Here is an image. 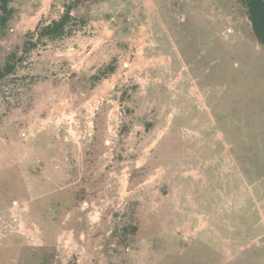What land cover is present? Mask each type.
<instances>
[{
    "label": "rangeland",
    "instance_id": "obj_1",
    "mask_svg": "<svg viewBox=\"0 0 264 264\" xmlns=\"http://www.w3.org/2000/svg\"><path fill=\"white\" fill-rule=\"evenodd\" d=\"M70 1H18L0 68ZM73 13L0 83V264H264V48L241 4Z\"/></svg>",
    "mask_w": 264,
    "mask_h": 264
},
{
    "label": "trees",
    "instance_id": "obj_2",
    "mask_svg": "<svg viewBox=\"0 0 264 264\" xmlns=\"http://www.w3.org/2000/svg\"><path fill=\"white\" fill-rule=\"evenodd\" d=\"M20 0H0V41L10 32V27L18 15L17 2ZM84 0H72L64 4V11L58 18L50 21L42 20L35 30L25 34V40L20 53L14 49L7 55L4 65L0 68V83L8 76L15 74L16 69L27 58V55L38 48L39 45H46L50 41H56L71 35L75 30L85 26L89 19L84 15L74 14ZM241 4L243 10L248 16L251 27L255 33L256 39L264 48V0H236ZM126 28L128 26L126 25ZM115 71V65L107 64L100 73L91 78L100 79ZM102 73V74H101Z\"/></svg>",
    "mask_w": 264,
    "mask_h": 264
}]
</instances>
